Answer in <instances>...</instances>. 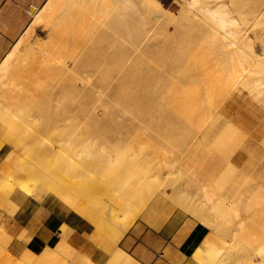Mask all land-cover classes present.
I'll use <instances>...</instances> for the list:
<instances>
[{
  "label": "bare ground",
  "instance_id": "1",
  "mask_svg": "<svg viewBox=\"0 0 264 264\" xmlns=\"http://www.w3.org/2000/svg\"><path fill=\"white\" fill-rule=\"evenodd\" d=\"M241 2L253 4L252 16L264 15V0ZM179 3V14L174 15L161 3L152 0H106L101 7L107 16V11H111V17L108 20L102 17L100 24L103 26L88 32L85 27L89 19L73 9L71 0H48L37 9L25 33L2 60L0 94L16 101L22 95L21 83L29 86L28 80L44 81L46 92L50 91L47 104L53 107L54 101L56 108L61 104L65 106L64 111L49 118L63 128L57 146L71 153L75 161L76 158L80 160L82 154L89 153V144L104 142L112 133L117 137L106 127L111 124L115 128H124L129 114L133 125L134 120H139V125L137 121L134 125L138 129L130 127V122L129 127L135 130H132L134 133L124 129L142 140L145 138L139 132L140 124L148 126L149 119L150 126L158 128L156 134L159 135L160 127H173L180 120L183 126L195 125L205 140L214 139L216 144L214 155L210 151L204 153L203 172L207 178L225 174L219 188L225 184L237 188L241 171L235 164L251 158H264V32L252 39L247 30L239 28V21L233 13L236 11L241 16V4L230 5L226 0H180ZM40 24L49 27V40L29 44V36ZM156 33L163 38L155 40L153 35ZM67 56L71 64H68ZM183 66L187 67L184 71ZM100 67L104 71L102 81L117 74V78L111 79L115 82L112 81L110 87L94 82L80 87L78 77L70 76L74 72L83 79L85 72ZM66 73L69 78L63 77ZM25 78L28 84L26 81L17 83ZM25 84L23 87L26 88ZM244 97L254 109L262 111L254 130L241 125V119L227 110L231 98ZM109 108L114 113H108ZM125 113H128L127 117ZM172 113L178 116H169ZM155 117L157 120L153 121ZM81 124L85 128H81ZM70 125L76 129H67ZM168 132V140L176 139L173 131ZM130 138L131 135L126 140ZM105 147L98 148L99 155L95 153L98 158L105 152H101ZM12 152L5 165L17 174V160L22 154ZM230 164L235 166L226 171ZM77 165L81 166L76 161L78 169ZM257 177L264 180V170ZM255 188L254 192L258 194L254 201L258 203L263 194ZM242 205L243 201L238 197L230 207L237 209ZM110 210L102 216L106 219L102 225H106L111 217ZM259 251L258 259L264 264V247Z\"/></svg>",
  "mask_w": 264,
  "mask_h": 264
},
{
  "label": "rangeland",
  "instance_id": "2",
  "mask_svg": "<svg viewBox=\"0 0 264 264\" xmlns=\"http://www.w3.org/2000/svg\"><path fill=\"white\" fill-rule=\"evenodd\" d=\"M82 1L71 0L73 9L80 12L85 19H89L85 27L88 32L97 30L103 18L108 20L111 17L112 12L107 11L109 13L107 16L101 7V4L105 3L106 0H84L85 6ZM152 1L161 3L167 11L174 15L179 14L180 0ZM226 1L234 6L241 4L239 6L243 9L240 10L241 13L239 12L241 16L237 15L235 9L233 15L239 21L237 22L239 28L247 30V35L250 38L255 39L264 32V15L257 18L252 16L250 9L253 4L241 2L244 0ZM36 11L33 9L31 22ZM242 16L248 19L242 18ZM251 16L252 21L250 20ZM240 20L244 23L241 24ZM153 36L156 37L155 40L163 38L160 33ZM49 37V27L40 24L29 36L28 43L34 45L47 42ZM24 49L25 47L22 51ZM67 61L68 64H71L69 57ZM183 67L181 69L184 71L187 67ZM103 72L100 67L97 70L92 68L85 72L83 79L73 74L74 72H71L70 76L78 77L80 87L84 83L90 82L110 87L114 78H117V74L109 76L107 81H102ZM66 75L64 74L63 77H70L67 73ZM111 79L113 80L111 81ZM25 81L27 82V78L23 81H17V83ZM28 82L29 86L21 83L22 95L17 97V102L15 99L3 98V95L0 94V105L3 106L0 109V153L3 157V166L0 169V176H2L0 177V207L6 208L10 195L18 190L39 201L52 199L61 203L70 212L72 220L70 223L66 222L61 226L62 233L60 230L59 232L62 235L60 234L59 242L61 239L62 242L58 248V253L55 257H51L49 262L31 252H27L19 260L11 259L7 262L5 261L7 248L4 243L0 245V264H97L92 260L90 254L95 248L109 255L116 250L121 255L122 253L118 249L119 241L155 198L169 200L195 216L210 229V238L203 242L202 248L197 252V258L202 263L262 264L258 257L260 255L259 250L264 247V180L258 178L257 174L264 170V158H251L237 162L235 165L241 171L237 188L230 184H225L219 188V184L224 181L225 174L222 175L221 173L207 178L203 172L204 153L206 151H210L212 155L216 153L214 139L205 140L195 125L192 127L184 124L186 127L183 128L182 120L170 128L167 127L168 125L160 127L161 136L159 133L156 134L158 128L154 129L150 126V119L146 122L149 127L140 124L142 128L139 132L145 140L138 139L133 131L138 129L139 120H136L137 124L133 119L134 125L137 124L134 126L131 121L132 118H130L131 114L129 117L128 113H125L128 120L125 121L126 126L124 128L131 130L130 127L133 126L132 128L135 129L131 130L133 133H127L123 127L119 129L111 124L108 125L112 128L106 127L107 131L117 135L115 137L112 133L117 142L111 134L112 140L110 135H108L109 139L107 138L109 143L107 139L98 144L93 141L94 143L87 146L89 153L82 154L83 157H80V160L76 158L77 164L82 166L77 165V169L76 161L71 153L68 154L57 146V140L61 138V129L63 128L55 120L49 119L56 113L58 115L64 111L65 106L61 104L60 107L56 108L54 101H52L53 107L47 104L49 103L50 91L49 93L46 92L44 81L28 80ZM24 84L26 88L23 87ZM38 84L39 87L36 86ZM27 92L31 93L33 97L29 96ZM23 93L27 94L28 101ZM229 103L227 110L241 119V125L254 130L260 122L262 111L259 112L254 109L253 104L250 105L245 97L235 100L231 98ZM114 110L109 108L108 113H112ZM176 115L177 113H172L169 116ZM156 120V117L153 118V121ZM129 122L132 124L131 126ZM81 126V128H85L84 125L81 124ZM67 129L76 128L70 125ZM168 131H173L176 139L168 140ZM129 135H131L130 140H126ZM147 137L148 139H146ZM102 146H106L105 150L101 151L102 153L105 151V154L103 153L98 158V148ZM109 147H113L114 150L111 151ZM12 151L22 154L17 160L19 169L17 174L12 173L5 165L9 153L11 154ZM90 152H93V154L91 153L93 157ZM96 152L98 153L95 155ZM235 165H227L226 171L231 170ZM23 167H28L29 170L25 171ZM166 169L167 172H165ZM169 171L172 172L168 174ZM255 186L257 187L255 188ZM254 188L263 194L262 200L258 203L254 201L258 194L254 192ZM238 197L243 201V205L237 209L231 208V203ZM109 208L111 209V217L108 218L107 226L102 225V221H106L102 216L106 214ZM88 225H92V230L86 229ZM76 233L78 235L88 234V245L83 248H76L75 244L71 242V236ZM79 255L81 260L76 263L75 258ZM122 255L127 260L130 259L128 255Z\"/></svg>",
  "mask_w": 264,
  "mask_h": 264
},
{
  "label": "crops",
  "instance_id": "3",
  "mask_svg": "<svg viewBox=\"0 0 264 264\" xmlns=\"http://www.w3.org/2000/svg\"><path fill=\"white\" fill-rule=\"evenodd\" d=\"M47 1L0 0V63L29 27L32 15L27 9L40 8ZM2 166L0 153V169ZM71 220L70 212L61 203L52 199L39 201L16 190L8 206L0 207V245L6 244L5 261L19 260L31 252L49 262L61 245V226ZM91 228L88 225L86 229ZM210 234V229L192 214L167 199L155 198L118 243V249L129 260L116 250L109 255L95 248L90 254L97 264H204L197 252ZM71 242L83 248L89 243V235L76 233ZM80 258H75L76 263Z\"/></svg>",
  "mask_w": 264,
  "mask_h": 264
},
{
  "label": "built area",
  "instance_id": "4",
  "mask_svg": "<svg viewBox=\"0 0 264 264\" xmlns=\"http://www.w3.org/2000/svg\"><path fill=\"white\" fill-rule=\"evenodd\" d=\"M33 9H38L37 7H35V6H30L28 9H27V12L29 13V14H33Z\"/></svg>",
  "mask_w": 264,
  "mask_h": 264
}]
</instances>
